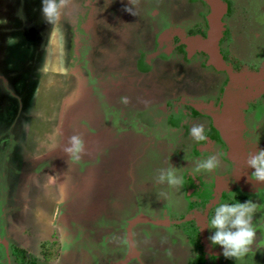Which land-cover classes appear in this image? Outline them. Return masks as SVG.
<instances>
[{"label":"rangeland","instance_id":"rangeland-1","mask_svg":"<svg viewBox=\"0 0 264 264\" xmlns=\"http://www.w3.org/2000/svg\"><path fill=\"white\" fill-rule=\"evenodd\" d=\"M153 1L69 0L59 22L49 24L42 0H0V264H21L23 257L27 264H115L126 256L120 228L172 206L167 185L170 194L159 191L163 186L152 188L151 179L149 187L140 185L145 161L159 153L161 142L140 133L172 135V156L182 134L205 119L191 121L179 101H215L223 77L179 53L151 54L155 47L140 52L155 26L143 18L147 11L157 8L176 28L208 14L201 0H162L161 6ZM238 1L251 6L231 10L233 35L250 27L264 34L261 0ZM231 44L253 68L264 61L259 42ZM130 73L138 79L127 81ZM145 73L153 83L149 89L143 88L149 81L140 80ZM260 112L254 116L249 106L244 115L247 153L257 145L264 149L263 107ZM73 136L83 143L78 159L66 151ZM129 149L135 156L126 157ZM162 167L157 160L150 171ZM257 188L248 199L257 206L251 251L226 260L212 245L222 264H264V185ZM146 229L151 239L134 235L141 261L128 264H190V242L168 230L157 235Z\"/></svg>","mask_w":264,"mask_h":264},{"label":"flooded vegetation","instance_id":"flooded-vegetation-1","mask_svg":"<svg viewBox=\"0 0 264 264\" xmlns=\"http://www.w3.org/2000/svg\"><path fill=\"white\" fill-rule=\"evenodd\" d=\"M226 6V12L223 14L221 18V23L223 26V31L221 33L220 40L218 42V52L222 56L225 63L232 67L234 72H240L242 70H249L253 72H259L264 69V61L260 60L259 67L253 68V64L251 62H246L240 60V55L238 53V49H236L231 43L234 40H238V42H245L246 44H251L255 42H259L260 52L264 49V34L261 32H256L250 27L249 29H244L245 33L242 34L237 33L233 35L231 30L230 16L231 10L242 11L251 6L249 1L242 3L238 0H220ZM155 5L161 6L166 4L165 1L155 0L153 1ZM200 5V3H199ZM201 5L208 8V14L210 11V6L208 5L206 0H201ZM259 5V6H258ZM257 7L264 6V1L261 0L258 2ZM190 6L193 9L197 8V2L190 3ZM172 14V9L169 10ZM204 15L202 22L195 21L190 24V26H185L184 28H176L173 26V20L170 18H164L160 11L155 8L153 12L150 13L147 11V15L143 16V18H149L154 23L153 32L147 33V40L144 44V50L140 51L142 54H145L148 49L151 47H155L156 49L151 51V54L156 53L163 54L166 57L174 58L177 53L179 55L185 56L188 62L191 61H200L202 66L205 69H211L217 73V78H222L223 85L220 87V92L217 95V99L215 101L209 99V104H213L217 106L219 103L220 97L224 91V88L228 82V76L226 73L216 70L214 67L208 64V56L202 50L195 48L191 49L188 45L187 41L195 38H205L208 32V23H207V15ZM174 15V14H173ZM172 15V17H173ZM226 20V21H225ZM256 25V24H255ZM144 26L143 23L139 27ZM257 26V25H256ZM187 27V28H186ZM249 28V25H248ZM144 31V30H143ZM158 31V32H157ZM264 32V31H262ZM146 34V33H145ZM161 45V48L158 47ZM237 54L239 57H237ZM253 55V54H251ZM256 56V55H254ZM127 79L135 77L138 79L136 73H130L126 75ZM225 78V80H224ZM143 79H147L149 82L143 83L144 89H149L152 86V81L147 73L143 75L140 79L141 83ZM221 80V79H220ZM224 80V81H223ZM128 81V80H127ZM164 84H166L164 82ZM141 85V84H139ZM163 86V85H162ZM161 86V87H162ZM159 87V86H158ZM170 87L169 84L167 86ZM206 96H211L208 93L202 94ZM179 105H186L189 108V117L191 121L196 119L205 118L204 119V128L205 133L207 135V141L197 143L194 141L190 135V133H183L180 137L179 141L181 142L178 146L176 152L172 153V156L169 153L168 157V149H172V135L161 134L156 135L155 133H140V134H148L153 135V138L160 139V144L157 145V149H159V153L153 155L151 161H145L147 163L146 168L147 175H143L139 178L140 185L144 184L146 187L150 186V183L146 181L147 179H151L153 182V187L157 189L160 186H163L160 192H166V184H158L156 182V178L159 175V171H154L153 173L150 171L153 168V164L155 161H159L163 166L161 169L168 168L170 165L176 168L177 176H183L184 182L178 188H170L172 191V198L170 203L172 206L165 207V211L160 215L148 216L153 220L158 221L160 224L152 225L151 223H140L135 225L131 229L132 242L134 247L138 253L137 257H132V260L137 259L141 261L142 251L137 250L136 248V240H135V232L137 235L143 234L146 239L150 238L153 234L150 233L147 227H153L156 231V234L163 232L164 230L171 231L175 238L184 239L191 243V247L189 248L190 255V264H222L221 258L219 256V252L216 251L217 248H213L210 244L209 237L213 234L214 230L210 229V220L214 215L215 208L222 203H235L240 202L244 203L250 199L253 194L258 192V186L262 184H257L250 179L253 170H248L249 179L254 182V189L248 188L245 189L240 186H233L232 184L219 187V182L224 179L232 170L233 163L226 157V153L228 151V146L219 133L215 132V128L213 126V118L204 112L198 111L196 106H200L198 103L192 104H184L183 101H179ZM204 105V104H201ZM208 105V104H207ZM252 111L253 115H262L260 112V108H264V94L257 100H253L252 103L247 105L245 112L249 110ZM260 112V113H259ZM170 111L164 113L162 116L170 115ZM264 115V112H263ZM245 117V116H244ZM252 117V115L248 116ZM255 120L251 121L254 122ZM258 124V122H256ZM258 127V126H257ZM248 145L250 142L246 139ZM145 144V143H144ZM146 145V144H145ZM135 146V145H134ZM140 146V145H139ZM135 146V147H139ZM165 149V150H163ZM256 150V149H255ZM109 152V150L107 151ZM218 155V159L221 161V167H219L214 173H196L192 174L193 168L195 167L196 161L206 160L209 155ZM133 152L131 150H127L126 157L130 158L133 156ZM165 155L166 157H164ZM135 156V155H134ZM125 157V155H124ZM125 157V158H126ZM133 168L130 167L131 177ZM140 170V169H139ZM141 172V170H140ZM149 172V173H148ZM202 173V174H201ZM149 174V176H148ZM201 174L202 177L199 176ZM209 176V179L207 180ZM135 177L133 181H135ZM251 184H249L250 186ZM264 185V184H263ZM142 186V185H141ZM151 189V187H150ZM166 193H169L166 192ZM170 194V193H169ZM246 199V200H245ZM164 221V222H163ZM126 224V223H125ZM141 226L142 231L138 230ZM120 233L123 232L124 237L122 240L124 241L123 245L125 247V252L127 254L129 244L127 239V224L120 228ZM136 236V235H135ZM126 257V256H125ZM124 257V258H125ZM129 261V263H130Z\"/></svg>","mask_w":264,"mask_h":264},{"label":"water","instance_id":"water-1","mask_svg":"<svg viewBox=\"0 0 264 264\" xmlns=\"http://www.w3.org/2000/svg\"><path fill=\"white\" fill-rule=\"evenodd\" d=\"M210 6L207 15L208 32L205 38L195 37L187 41L193 50L198 48L208 56V64L216 70L224 72L228 76V82L220 97L217 106L213 104L196 106L198 111L213 118L215 132L219 133L228 146L226 157L232 161L231 172L219 182V187L232 184L245 189L253 184L248 177V170L245 164L247 158L246 144L248 143L244 133L246 125L243 111L249 103L257 100L264 94V69L259 72L242 70L234 72L232 67L224 62L218 52V42L223 31L221 18L226 12V6L220 0H206ZM255 151V150H254ZM164 222V221H163ZM140 223L160 224L146 215H139L127 222V239L129 248L126 257L115 264H128L132 257L138 253L134 247L131 236V229Z\"/></svg>","mask_w":264,"mask_h":264},{"label":"clouds","instance_id":"clouds-1","mask_svg":"<svg viewBox=\"0 0 264 264\" xmlns=\"http://www.w3.org/2000/svg\"><path fill=\"white\" fill-rule=\"evenodd\" d=\"M68 3L69 0H42L41 13L45 21L49 24L58 23L62 10ZM190 135L197 143L206 142L208 139L203 124L192 123ZM70 144L66 151L78 159L77 154L83 151L82 140L73 136ZM245 164L247 168L253 170L250 179L257 184H264V149H260L257 145L255 151L247 154ZM219 167H221V161L218 155H209L206 160L196 161L192 174L214 173ZM156 182L178 189L183 184L184 178L177 176L176 168L170 165L168 168L159 170ZM256 207L254 202L248 200L244 203L237 201L232 204L222 203L215 208L210 220V229L214 231L209 241L211 245L222 249L221 255L226 260L241 259L251 251L256 239L252 222Z\"/></svg>","mask_w":264,"mask_h":264},{"label":"trees","instance_id":"trees-1","mask_svg":"<svg viewBox=\"0 0 264 264\" xmlns=\"http://www.w3.org/2000/svg\"><path fill=\"white\" fill-rule=\"evenodd\" d=\"M18 253H19V254H22V255L24 254L23 251H18ZM22 260H23V261H21V262H22L21 264H27V263H28V261H26V260L24 259V257H23Z\"/></svg>","mask_w":264,"mask_h":264}]
</instances>
